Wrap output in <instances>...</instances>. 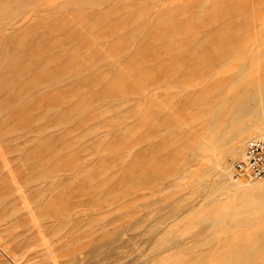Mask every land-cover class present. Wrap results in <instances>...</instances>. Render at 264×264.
Returning <instances> with one entry per match:
<instances>
[{"label":"rangeland","instance_id":"1","mask_svg":"<svg viewBox=\"0 0 264 264\" xmlns=\"http://www.w3.org/2000/svg\"><path fill=\"white\" fill-rule=\"evenodd\" d=\"M254 137L264 0H0V264H264Z\"/></svg>","mask_w":264,"mask_h":264},{"label":"built area","instance_id":"2","mask_svg":"<svg viewBox=\"0 0 264 264\" xmlns=\"http://www.w3.org/2000/svg\"><path fill=\"white\" fill-rule=\"evenodd\" d=\"M231 179L235 183L242 181H262L264 179V138L254 137L245 145L243 156L231 169Z\"/></svg>","mask_w":264,"mask_h":264},{"label":"bare ground","instance_id":"3","mask_svg":"<svg viewBox=\"0 0 264 264\" xmlns=\"http://www.w3.org/2000/svg\"><path fill=\"white\" fill-rule=\"evenodd\" d=\"M6 10V9H4ZM223 17V16H222ZM225 18V17H224ZM226 19V18H225ZM219 98V97H218ZM208 105V104H207ZM247 113V112H246ZM242 117V116H241ZM254 201V200H253ZM244 243L246 245H250V246H256L257 244L264 243V230H260L258 235H253L252 237H250L249 239H245Z\"/></svg>","mask_w":264,"mask_h":264}]
</instances>
